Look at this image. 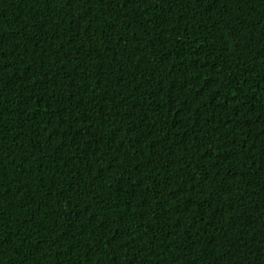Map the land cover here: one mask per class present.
Listing matches in <instances>:
<instances>
[{"label": "trees", "instance_id": "trees-1", "mask_svg": "<svg viewBox=\"0 0 264 264\" xmlns=\"http://www.w3.org/2000/svg\"><path fill=\"white\" fill-rule=\"evenodd\" d=\"M0 264H264V0H0Z\"/></svg>", "mask_w": 264, "mask_h": 264}]
</instances>
